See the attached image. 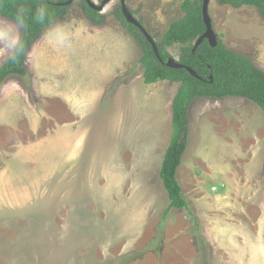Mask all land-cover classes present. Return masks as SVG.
I'll use <instances>...</instances> for the list:
<instances>
[{"label":"rangeland","instance_id":"1","mask_svg":"<svg viewBox=\"0 0 264 264\" xmlns=\"http://www.w3.org/2000/svg\"><path fill=\"white\" fill-rule=\"evenodd\" d=\"M124 1L160 43L170 24L184 15V0ZM120 8L119 0L107 3L100 12L101 25L130 37V58L108 79L101 103L88 112L77 160L60 162V133L50 146L39 140L43 133L38 132L18 140L20 149L29 145L30 153L43 163H14V169L22 171L27 165L30 172L13 183H0V264H242L224 246L211 248L203 227L210 223L209 202L213 212L221 211L216 197L226 190L246 194L258 189L251 217L257 215L256 205L264 202V113L238 97L196 98L190 103L188 143L177 179L190 209L201 213L197 226H192L184 208L168 207L159 176L179 83L143 81L142 49L118 16ZM209 13L226 48L264 71V16L258 8L210 0ZM90 21L83 0H74L64 17L52 24L53 31L76 24L62 30L60 45L64 52L86 53L87 79L110 71L118 57L126 55L117 40L94 32L93 24H82ZM90 32L94 36H87ZM165 48L179 59L182 44ZM9 52L6 47L0 61ZM33 104L43 110L41 116L46 114L45 104ZM8 143H0L4 153L18 146ZM27 175H34L36 183ZM263 216L258 248L247 252L251 261L246 264H264Z\"/></svg>","mask_w":264,"mask_h":264},{"label":"crops","instance_id":"2","mask_svg":"<svg viewBox=\"0 0 264 264\" xmlns=\"http://www.w3.org/2000/svg\"><path fill=\"white\" fill-rule=\"evenodd\" d=\"M0 18L15 24L20 36L21 26L19 23L1 15ZM82 24H93L91 28L94 32L101 35L106 34L112 41L117 40L121 52H126V55L117 56L119 59L110 71H105L94 78L91 75V79H87L84 72L90 63L85 61L86 53L79 49L64 52L60 45L62 30L76 24L56 27L54 31L51 25L31 45L25 57L27 77L10 75L1 86L0 143L7 141L10 142L9 145H18L21 135L34 137L38 132L39 135L43 133L39 136V140L46 141L45 144L50 146L48 143L56 139V133H60L62 145L60 162L69 164L77 160L84 140L83 124L86 122V118L91 115L88 112L91 108L98 106L97 103H101L109 83L108 79L112 75H118L119 68H124L130 58L132 47L130 37L124 31L120 33L118 31L120 29L109 30L107 26L101 25L102 23L97 24L92 21ZM94 32L88 33L87 36H94ZM52 36L53 38L57 37L56 42H50L49 37ZM2 45L0 57L6 48L4 43ZM13 49L9 48L8 57ZM4 60L0 61V65ZM87 61L89 60L87 59ZM34 102L45 104V107L43 106L46 112L44 116L40 114L43 110L35 108ZM46 132L48 135H45ZM30 151L29 145L21 149L18 145L7 153L0 150V181H2L0 183H13L18 179L21 180L26 177L25 173L30 172L27 165L43 163L37 154L30 153ZM22 160L27 164L23 167L24 169L22 171L14 169L13 164L20 163ZM3 163H8L11 166L7 168L4 164L2 167ZM3 169H8V173L2 174ZM32 173H34L33 169ZM31 177H33L32 180L35 179L34 175H27V179L31 180ZM32 183H36V179ZM257 190V188L254 191L249 190L246 194H241L236 190L235 192L226 190L224 195L217 196L216 198L221 199L218 202L220 203L218 208L221 211L213 212L214 205L209 202L211 206L209 209L211 210L210 223L203 227V234L211 248L216 249L217 246H224L230 254L235 255L237 261H243L242 264L251 261V255H247V252L251 253L258 248L256 242L260 236L258 222L264 213V202L256 205V216L251 217L250 214V209L254 208ZM205 202L203 201V203ZM194 214L196 217H201V213L198 211Z\"/></svg>","mask_w":264,"mask_h":264},{"label":"trees","instance_id":"3","mask_svg":"<svg viewBox=\"0 0 264 264\" xmlns=\"http://www.w3.org/2000/svg\"><path fill=\"white\" fill-rule=\"evenodd\" d=\"M65 1L67 0H0V15L16 21L21 26L20 42L0 65V89L10 75L27 77L25 57L42 32L64 17L67 5L58 3ZM222 2L237 7L254 6L264 16V0H222ZM83 4L84 11L92 22L97 24L104 22V16L100 12L91 9L85 0ZM201 5L202 0H184L180 5L184 12L183 17L170 24L161 43L156 42L164 62L170 57L165 47L182 44L178 61L192 68L199 78L192 76L185 68H170L160 62L140 30L128 23L121 8L118 9V16L123 20L124 26L141 46L140 63L143 68V81L152 83L168 80L179 83L171 104L172 133L160 165L159 176L167 193L168 207L184 208L194 227L197 226V217L186 203L177 179V169L188 143L190 103L196 98L241 97L258 105L264 113L262 69L248 57L226 48L219 39L214 47L205 39L193 50L195 41L205 30ZM41 11H43L42 19L38 18ZM131 12L133 13L132 10Z\"/></svg>","mask_w":264,"mask_h":264},{"label":"water","instance_id":"4","mask_svg":"<svg viewBox=\"0 0 264 264\" xmlns=\"http://www.w3.org/2000/svg\"><path fill=\"white\" fill-rule=\"evenodd\" d=\"M73 1L74 0H67L65 2H59L58 4L63 5V6L70 5ZM110 1L111 0H103L100 3H95L92 0H85L87 5L91 9L96 10L98 12H101L104 9L105 5L109 3ZM119 1L121 3V11H122V14L125 20L140 30L144 38L150 43L155 56L158 58L160 62H163L167 67H170V68H185L192 76L199 78V76L196 74V72L192 68L183 65L177 59L171 56L168 57L167 60L164 62L160 57L156 41L148 33L144 25L134 16L131 10L126 6L125 1L124 0H119ZM209 3H210V0H202L201 14H202L203 23L205 25V30L195 41L193 50H195V48L205 39L208 41V43L212 47L216 46L217 44L218 38L213 29L212 19L209 13Z\"/></svg>","mask_w":264,"mask_h":264},{"label":"clouds","instance_id":"5","mask_svg":"<svg viewBox=\"0 0 264 264\" xmlns=\"http://www.w3.org/2000/svg\"><path fill=\"white\" fill-rule=\"evenodd\" d=\"M43 18V11L39 17ZM20 42L19 30L15 24L8 20H0V43H4L8 48H15Z\"/></svg>","mask_w":264,"mask_h":264},{"label":"flooded vegetation","instance_id":"6","mask_svg":"<svg viewBox=\"0 0 264 264\" xmlns=\"http://www.w3.org/2000/svg\"><path fill=\"white\" fill-rule=\"evenodd\" d=\"M243 99H245V98H243ZM245 100H247V99H245ZM247 101H249V100H247ZM252 102V101H251Z\"/></svg>","mask_w":264,"mask_h":264},{"label":"built area","instance_id":"7","mask_svg":"<svg viewBox=\"0 0 264 264\" xmlns=\"http://www.w3.org/2000/svg\"><path fill=\"white\" fill-rule=\"evenodd\" d=\"M215 187H213V189H214Z\"/></svg>","mask_w":264,"mask_h":264},{"label":"bare ground","instance_id":"8","mask_svg":"<svg viewBox=\"0 0 264 264\" xmlns=\"http://www.w3.org/2000/svg\"><path fill=\"white\" fill-rule=\"evenodd\" d=\"M6 89V88H5Z\"/></svg>","mask_w":264,"mask_h":264}]
</instances>
